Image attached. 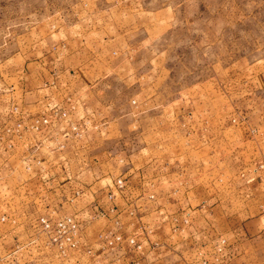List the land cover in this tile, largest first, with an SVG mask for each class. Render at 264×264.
<instances>
[{"label": "crops", "instance_id": "obj_1", "mask_svg": "<svg viewBox=\"0 0 264 264\" xmlns=\"http://www.w3.org/2000/svg\"><path fill=\"white\" fill-rule=\"evenodd\" d=\"M62 42L60 58H39L0 93V264H250L264 249V119L234 122L214 97L186 95L177 139L164 127L143 155H121L104 141L131 132L134 117L126 125L109 101L100 107L99 77L118 65L97 56L137 49L118 52L106 36ZM63 214L78 233L60 254L36 218Z\"/></svg>", "mask_w": 264, "mask_h": 264}, {"label": "rangeland", "instance_id": "obj_2", "mask_svg": "<svg viewBox=\"0 0 264 264\" xmlns=\"http://www.w3.org/2000/svg\"><path fill=\"white\" fill-rule=\"evenodd\" d=\"M80 34L114 39L122 45L116 52L137 49L97 56L118 65L99 77L100 107L109 101L113 115L134 117L131 132L104 141L121 155H143L142 145L158 140L164 127L162 137L177 139L175 116L186 95L214 97L215 113L234 122L264 119V0H0V93ZM253 80L260 87L246 90ZM249 254L250 264H264V249Z\"/></svg>", "mask_w": 264, "mask_h": 264}, {"label": "built area", "instance_id": "obj_3", "mask_svg": "<svg viewBox=\"0 0 264 264\" xmlns=\"http://www.w3.org/2000/svg\"><path fill=\"white\" fill-rule=\"evenodd\" d=\"M12 111L16 113L17 108L13 106ZM233 120L234 119H232V121ZM42 122L45 123L46 118L43 119ZM19 124L20 121L16 123L17 126H19ZM71 128L74 130V133L79 134L77 125L74 124ZM114 185L116 188H122L124 185V178L122 176L115 177ZM36 222L40 230L44 233L45 242L53 245L58 253L65 254L68 248L75 245L78 233V222L72 214H63L54 220L45 215H39L36 218ZM128 242L137 248L140 247L139 243L134 240L132 236L128 238Z\"/></svg>", "mask_w": 264, "mask_h": 264}]
</instances>
